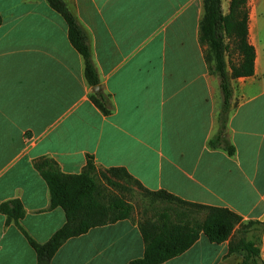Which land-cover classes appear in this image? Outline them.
<instances>
[{
	"label": "crops",
	"instance_id": "obj_1",
	"mask_svg": "<svg viewBox=\"0 0 264 264\" xmlns=\"http://www.w3.org/2000/svg\"><path fill=\"white\" fill-rule=\"evenodd\" d=\"M88 37L101 91L85 75L84 57L68 25L48 0H0V206L20 200L25 215L7 221L0 211V264H38L27 235L47 242L66 222L51 208L50 189L36 168L54 160L79 174L93 158L99 171L125 168L145 188L189 202L228 208L264 223V0H248V41L254 74L231 80L225 136L230 154L212 147L223 103L209 45L200 38L204 0H65ZM231 0H221L224 15ZM228 71L241 55L225 38ZM144 218V216H143ZM135 210L129 218L69 238L52 264H128L145 253ZM247 239L260 244L264 230ZM230 240L204 235L162 264H242Z\"/></svg>",
	"mask_w": 264,
	"mask_h": 264
},
{
	"label": "trees",
	"instance_id": "obj_2",
	"mask_svg": "<svg viewBox=\"0 0 264 264\" xmlns=\"http://www.w3.org/2000/svg\"><path fill=\"white\" fill-rule=\"evenodd\" d=\"M68 25L69 39L75 49L84 57L85 75L92 86L100 84L94 66L88 37L65 0H48ZM248 0H231L230 12L223 14L221 0H204V16L200 24V38L209 45L206 60L211 69L220 77L223 103L219 112V130L210 140L212 147H223L230 154L235 146L225 136L229 107L233 96L231 80L239 76L254 74L256 50L248 41ZM2 19L0 17V23ZM230 37L235 50L241 55L240 61L231 63L228 71L227 53L230 46L225 38ZM93 102L105 113L110 112L103 92L92 95ZM36 168L50 189L51 208L61 207L66 215L65 224L45 243H39L27 235L37 255L38 264H52V258L66 240L85 234L93 227L103 226L129 218L134 206L117 194H108L100 184L99 176L107 184L124 188L132 184L150 197L152 203L167 204L162 211L144 217L140 229L145 241V253L128 264H162L188 250L204 235L209 241L221 243L230 240L229 252L241 253L242 264H264L260 259V243L247 239L246 233L252 227L264 230V223L249 221L244 224L241 216L228 208L198 204L183 200L168 191H151L145 188L125 168H109L99 171L93 158H89L79 174L62 172L57 163L49 158L36 162ZM173 205L180 207L177 209ZM7 221H19L25 215L20 200H10L0 206ZM147 212V211H146Z\"/></svg>",
	"mask_w": 264,
	"mask_h": 264
},
{
	"label": "rangeland",
	"instance_id": "obj_3",
	"mask_svg": "<svg viewBox=\"0 0 264 264\" xmlns=\"http://www.w3.org/2000/svg\"><path fill=\"white\" fill-rule=\"evenodd\" d=\"M232 48H234L233 44H232ZM99 179H100L99 180L100 184L105 188L106 193L112 194V195L117 194V195L123 196L124 198L129 200V202H131V204L134 206L135 212H137L139 215H141L142 218H143V216L144 217H150L155 213V210L160 212L165 207H167V204L162 202V201L152 203L150 200V197L143 194L142 191H140L137 187H135L132 184L128 183V185H127L126 182H123L125 187L124 188H117V187H113V186L107 184V182L105 181V179L103 177L101 178L99 176ZM173 207H175L179 210L181 209L180 207L175 206V205H173Z\"/></svg>",
	"mask_w": 264,
	"mask_h": 264
},
{
	"label": "water",
	"instance_id": "obj_4",
	"mask_svg": "<svg viewBox=\"0 0 264 264\" xmlns=\"http://www.w3.org/2000/svg\"><path fill=\"white\" fill-rule=\"evenodd\" d=\"M94 89H95L96 92H100L101 91V87L99 85L95 86Z\"/></svg>",
	"mask_w": 264,
	"mask_h": 264
}]
</instances>
